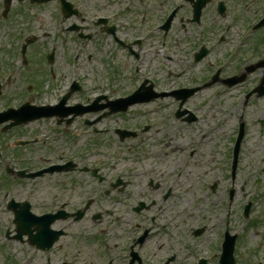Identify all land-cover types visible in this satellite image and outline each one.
<instances>
[{
    "label": "rangeland",
    "instance_id": "obj_1",
    "mask_svg": "<svg viewBox=\"0 0 264 264\" xmlns=\"http://www.w3.org/2000/svg\"><path fill=\"white\" fill-rule=\"evenodd\" d=\"M225 1L228 9L234 11L232 24L228 9L224 17L219 15V0H211L203 11L200 24L190 22L193 19V9L185 0H78L81 7L87 11V18L92 19V22L83 24L78 32H68L71 23L78 22L77 18L72 21L63 20L61 13L58 12L57 1L42 7H31L26 1L24 10L27 17L24 21L27 23L23 31L14 23L15 30L6 40L7 47L5 46L0 60L2 81L9 79V74L15 72L14 68L19 69L22 74L17 76L15 73L16 78L13 77L11 83H8L5 95L8 99H14L18 94L19 102L24 93L27 75L29 78L36 77L40 82L37 85L35 80L36 83L32 86L35 90L42 88L38 96V102L42 104L57 103L63 89L74 77L80 81L81 90L69 99V104L81 103L88 106L101 94L112 95L109 96L112 100L126 99V96L135 92L133 91L135 86L144 79L152 81L154 91L160 93L201 87L203 83L210 82L211 73L217 71V67L224 68L221 73L222 79L236 76L245 66L261 60L264 54V44L255 52L254 43L264 38V30H260L255 34L254 41H247V48L243 53L245 58L250 51H254L255 58L249 63H243L240 53L234 59L229 58L234 46L240 43L245 28L256 22L260 13L264 12V0ZM177 4H182L183 8L176 15L170 31L165 33L157 29L150 32L158 24H162L163 19ZM121 11L123 13H120ZM113 12L120 14L117 21L120 26L117 31L119 39L127 45H131L133 39L144 40V57L137 75L132 74L134 63L128 51L118 47L112 36L103 33L102 26L93 23L100 15L107 16ZM126 23L132 27H125ZM32 29L34 30L31 31ZM44 33L47 35H43ZM80 34L91 35L92 38L82 41L78 38ZM33 35L40 38L36 49L29 48V56L35 63L29 68L31 72L24 71V68L21 71L20 52L13 45ZM201 42L206 43L210 53L206 60L196 63L194 56L199 51ZM132 49L136 50L135 46H132ZM52 51L55 52L58 78L47 83L45 56ZM74 58H77L76 63H72ZM39 64L43 65L42 69L46 72H37ZM9 69L11 70L8 71ZM261 79L262 71H258L245 83L232 88L220 82L202 89L185 105L197 117L191 124L175 117L178 103L174 98L167 97L135 105L126 113L108 116L103 122L92 127L85 125L86 120H95V114L91 113L77 119L72 124L71 131L66 126L39 121L22 131L12 133L11 139L20 133L37 137L39 143L31 146L27 152L28 158L32 159L33 164L37 163L38 167L42 164L37 159H43L44 165L57 164L61 160L64 162L69 159L75 161L78 169L69 173L47 175L34 182L15 175H6L4 174L6 167L13 169L21 167L16 160L17 150L8 148L11 158L8 160L9 164H0V179L8 178L24 183L14 184L10 188L0 187V190L10 189L13 193L40 190L53 195H62L66 191L76 198V209L83 208L87 201H93V204L85 220L70 230L73 239L62 240L48 253H41L26 243L7 240L4 233L8 230L14 231L15 226L11 224L9 214L0 211V264H46V257L51 258L53 264H65L75 259L78 262L76 264H103L101 258L107 257L106 254L121 256L136 218L132 208L138 200H146L149 196V182L153 180L158 184L161 180L163 189H166L174 183L177 170L182 168L186 172H192L193 180L187 182L183 179L178 186L177 195L172 193L166 204L167 214L164 222L169 224L167 232L173 244L177 248L181 247L184 252L190 250L188 243L196 244L199 254L212 257L211 254L220 243L226 227L231 228L230 234L235 233L243 238L248 232L243 218L248 200L257 201L254 210L257 217L264 212V198L259 200L264 189V177L261 173L257 176L259 179L253 177V172H260L264 167V150L259 146L257 138L259 125L251 126L249 137L251 141L241 147L234 179L229 175L230 151L240 118H246L249 112L254 123L264 115L263 100H251L247 104L245 100L246 95L259 85ZM150 86L147 85L148 88ZM213 100L220 101L229 112L219 114L221 118L229 119L227 124L229 126L226 125L220 135L217 127H223V122L206 119L208 113L218 112ZM101 103L104 104L106 101ZM3 106L2 99L0 108ZM146 124L149 125L147 130L144 127ZM95 128L99 133L93 132ZM116 128L130 129L133 131L131 133L133 137L121 140L123 135L116 134ZM199 133L208 136L206 149L189 143L191 137L199 136ZM182 134L184 135L182 149L173 154L166 149L164 142H171L177 137L180 138ZM193 147L197 150L196 160L191 159L186 165L184 161L188 160L189 151ZM204 150H207L206 153ZM145 154L157 155V159L150 158V162L144 161ZM180 157L185 160L178 167L177 161ZM85 167L90 170L100 169V175L108 180L113 179V184L116 183L118 176H122L125 183L128 181L130 183L122 190L113 189L109 181L98 185L91 171L83 170ZM205 172H209V176H205ZM189 186L194 188L188 189ZM187 190L190 192L189 197L186 194ZM231 190L235 192L232 213L230 211L227 214L224 204L228 201ZM129 192L134 194L129 195ZM160 192L157 191L156 195ZM188 200L191 201L189 208L186 205ZM98 215L102 216L101 221L93 219ZM191 215L193 217L190 219ZM200 229H204V233L196 240L194 233ZM239 243L235 254L237 264H249L244 245L260 249V255L254 257V262L259 258L264 259V236L262 239L259 237L250 239L248 236ZM183 257L187 264L192 263V258L190 260L186 254ZM216 262L213 260L211 264Z\"/></svg>",
    "mask_w": 264,
    "mask_h": 264
},
{
    "label": "flooded vegetation",
    "instance_id": "obj_2",
    "mask_svg": "<svg viewBox=\"0 0 264 264\" xmlns=\"http://www.w3.org/2000/svg\"><path fill=\"white\" fill-rule=\"evenodd\" d=\"M26 1L30 4L31 7H36V5L33 4L30 0H0V40H1V35H5L6 33H9V32H14L15 30L13 29L14 23L16 24L17 27H20L21 31H23V28L25 27L27 23V21H24V18L27 17L26 16L27 13L24 10ZM41 23L43 25V22ZM34 29H32L31 31H33ZM249 29H250V32L246 39V43L248 40L252 41L254 39L255 34L257 33V32L253 33V31H251V28ZM25 31H28V30L25 29ZM26 41H27V38H25L23 42H20V43L17 42L13 45L17 47V50L19 49V52H20L21 57H20L19 65H20L21 71H22V68H24V71L25 70L30 71L29 68H31L32 64L34 65L35 63V60L33 61L32 59L30 61L24 60L22 52H23V47L26 44ZM263 44H264V38H260L254 43V46L256 47L258 45H263ZM36 45L37 44H35V46ZM5 46L7 47L6 44L2 45V43L0 42V60L3 57ZM201 49L202 47L200 46L199 51ZM250 58H251V55L248 53L246 57L244 58L243 63H249ZM53 64L54 65L56 64L55 59H54ZM42 67L43 65L39 64L37 67L39 71L37 72L44 73V70L42 69ZM14 69H15V72H13L12 74H9V79H6L5 82L0 79V100L3 99V103H4V106L0 108V114L8 110H17L21 108L27 102V99L29 96H32V98L38 102V96L40 94V90H42V88L35 90L32 85H34L36 81H37V85H39L40 82H38V79L36 77L30 76L29 78V76L27 75L25 76L26 81L24 84V93H23L22 99L19 102L17 101L19 99L18 94L16 95L14 99H8V97L5 95V92L8 87V83H11V81L13 80V77L16 78L15 73L17 74V76L22 75L19 69L17 68H14ZM10 70L11 69H9L8 71ZM259 71H262V79L260 81L261 83L264 77V69H261ZM0 73L2 74V71H0ZM247 79L245 81H247ZM221 83L224 85L223 82ZM256 88L257 87L252 89L246 95L245 97L246 104L249 103L251 100H254V101L263 100L264 101V88L260 91L259 94L255 92ZM35 104L40 105V102L35 103ZM16 117H17V114L16 113L10 114V111H8L7 115H4V114L0 115V164H7V163L9 164L8 160L11 158V155H10V150H8V148H14L17 150L16 151L17 164L21 165V167L16 168V169L10 168L9 166L6 167L4 169V174L10 175V176L15 175L17 177L19 176V173H22V172H24L25 175H36V174H41L42 176L50 175L51 173L46 170L51 166L44 165L43 159L38 160L36 158L37 161L42 164L40 167H38L37 163L33 164L32 159L28 158V152H27L28 149L31 146L39 143V140L37 139V137H30L27 133L15 134L12 139L10 137L12 133H14L15 131L17 130L22 131V129L28 127L32 123L39 122V121H45L49 119H55V118H41V119L33 120L30 122H26V119L22 118L19 120ZM252 119L253 118L249 116V112L246 118L243 119L244 135H243V140L241 142V147L245 143L251 141L249 138L251 137L250 136L251 126L253 124H256V125L258 124L259 125L258 126L259 132L257 136L258 141H259L258 144L264 150V115H262L258 120L256 119L254 123ZM67 120L68 118L63 119L62 124L66 125ZM72 120H73L72 121L73 123L75 122L76 118H73ZM99 120L101 119L98 118V120L94 121L93 123L88 122V125H93L94 123L99 122ZM260 173L264 177V167L260 169V172H256V171L253 172V177L256 176L255 179H259L257 176H259ZM39 176L40 175L36 177H39ZM28 180L29 179H27L26 181ZM31 181L34 182V180H31ZM23 183L24 181H14L8 178L0 179V187H3V188H10L14 184H23ZM161 189H162L161 184L155 185L153 181H150L149 183L150 193H155L157 191H160ZM263 192H264V189H263ZM263 192L261 193L259 200H263L264 198ZM19 193H15V192L13 193L10 189L0 190V211H4L6 214H9L10 219H11V224H13L14 226H15V221H16V215L19 212L20 213L24 212L25 210V208L22 207L23 204H28L31 208V212L38 218H43L49 215L56 216L57 218L54 220V222L51 225L49 224V222L51 221L50 219H43L39 221L41 232H42V239L44 241L50 242L56 237H59L58 241L55 243L52 250H54L61 243L62 240L73 239V233L70 230L73 229L77 224L84 221L90 212V209L88 211L83 210L85 206L83 208L76 209L77 207L76 202H75L76 198L66 191H64L62 195H53L49 193H43L40 190H34L31 192H22V193L19 192ZM234 194H233V197H234ZM170 196H171V191L161 192L159 194L158 199L154 196V198L149 200V202L146 204L147 208L145 209V211L139 214L136 213L137 219L134 224V229L131 232L132 236H131L130 245L129 243L127 244L126 251L123 252L121 256H110L106 254L107 257L101 258V261L103 262V264H187L185 262V258L183 257L184 254H186L190 258V260L192 258V263L190 262L189 264H204L203 263L204 261H206L207 264H210L208 260L210 257H206L205 255L199 254L196 244L188 243V246H190L189 252L188 251L184 252L181 249V247L177 248L176 245L173 244L172 238H170L167 232L169 226L167 227L166 225L167 223L164 222V219L166 218V214H167L166 203ZM233 197H232V201H233ZM232 201H231V198L228 196V201L224 204V210L228 208L232 213V208H231ZM230 203H231V206H230ZM256 204H257V201L249 199L247 202V205L244 207L243 218L246 221L247 231H248L247 234L243 236V238L240 236H237L235 233L232 235L230 234V231H229L231 228L226 227V230L223 235V242L221 244V250H223V243L225 241L226 233H228L232 238H234L232 243L235 242V239H236L235 252H236V249L238 248L237 246H239L237 245L238 241L239 242L242 241V239H244L245 237L248 238L249 236L250 239H255L259 237L262 239V237L264 236V212L260 215V217H257L253 212V207ZM248 205H251V210L249 214H247L246 212V207ZM154 210L158 212L159 217L161 218V223L157 222V219H158L157 216H154V215L145 216L144 215L146 212L150 214ZM80 213H83L84 217L81 220H76V218L79 216ZM101 219H102V216L94 220L101 221ZM32 230L34 231V234H37V228H32ZM27 231L28 230L25 229L21 232L22 237H24L25 239L22 243H26V244H28L26 242L28 238L27 236H24V235L27 233ZM203 233H204V229L201 231L200 234L202 235ZM57 234H59V236ZM4 236L7 240L9 239L11 241L14 240L15 237L17 236L16 226H15L14 231L8 230L4 233ZM200 236H195L196 240L199 239ZM142 237L144 238L140 242ZM178 246H180L179 243H178ZM32 248H35V247H32ZM247 248H250L251 254L253 255V257H257L260 255V249L258 247L256 249H252L251 247L247 246ZM35 249L41 253H46L45 251H41L37 248ZM48 252L50 251H47V253ZM199 255H201L202 257L199 258ZM252 260L250 261L249 264H254ZM48 263L50 264V262ZM76 263H78L77 259H75V261L73 262H70V264H76Z\"/></svg>",
    "mask_w": 264,
    "mask_h": 264
},
{
    "label": "bare ground",
    "instance_id": "obj_3",
    "mask_svg": "<svg viewBox=\"0 0 264 264\" xmlns=\"http://www.w3.org/2000/svg\"><path fill=\"white\" fill-rule=\"evenodd\" d=\"M219 114L220 115H223L221 112H214V113L210 112V113H208L206 115V119H207V121H216V120H218V121L223 122L222 123L223 127H220V126L217 127L219 129L218 134L220 135L224 131V128H226L229 125H227L228 124V118H226V117L225 118H221V116ZM183 138H184V135L182 134L180 136V138L177 137L174 140H172L171 142L165 143L164 146H166V149H169L170 148V150L176 152L183 145L182 144ZM207 139H208L207 134H202L201 135L199 133V136H193V137H191L190 141H191V143H196V144L202 145V147L206 149ZM205 151H207V150H205ZM151 157L152 158L154 157L155 159H157V156H155V155L154 156H151ZM183 160H184L183 158H180L177 161V165H179ZM187 178H188V180H191L193 178L191 176V172L190 171L188 172ZM188 189H191V188H188ZM187 196L188 197L190 196V192L189 191H187ZM195 196H196V198L198 197L197 194ZM186 205L189 208L191 206V201L190 200L186 201ZM192 217H193V215L190 216V219Z\"/></svg>",
    "mask_w": 264,
    "mask_h": 264
},
{
    "label": "water",
    "instance_id": "obj_4",
    "mask_svg": "<svg viewBox=\"0 0 264 264\" xmlns=\"http://www.w3.org/2000/svg\"><path fill=\"white\" fill-rule=\"evenodd\" d=\"M39 237H40V235H39Z\"/></svg>",
    "mask_w": 264,
    "mask_h": 264
}]
</instances>
